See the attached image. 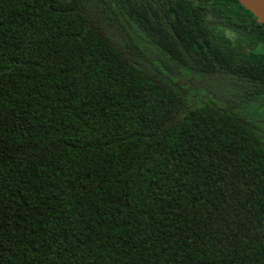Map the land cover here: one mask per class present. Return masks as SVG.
Here are the masks:
<instances>
[{"label":"trees","instance_id":"trees-1","mask_svg":"<svg viewBox=\"0 0 264 264\" xmlns=\"http://www.w3.org/2000/svg\"><path fill=\"white\" fill-rule=\"evenodd\" d=\"M0 264H264V25L0 0Z\"/></svg>","mask_w":264,"mask_h":264},{"label":"water","instance_id":"water-1","mask_svg":"<svg viewBox=\"0 0 264 264\" xmlns=\"http://www.w3.org/2000/svg\"><path fill=\"white\" fill-rule=\"evenodd\" d=\"M241 6L250 11L264 25V0H237Z\"/></svg>","mask_w":264,"mask_h":264}]
</instances>
